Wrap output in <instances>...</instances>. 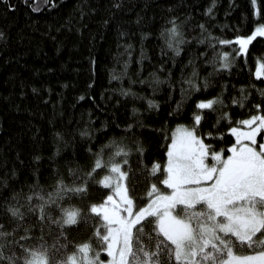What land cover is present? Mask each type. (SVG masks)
<instances>
[{"label":"trees","instance_id":"trees-1","mask_svg":"<svg viewBox=\"0 0 264 264\" xmlns=\"http://www.w3.org/2000/svg\"><path fill=\"white\" fill-rule=\"evenodd\" d=\"M11 2L16 3L15 9L5 12L0 7V32L5 35L0 39V177H9V187L0 186V197H11L13 189L18 192L25 212L21 229L36 225L33 235L37 238L41 234L39 209L29 211L25 197L36 190L47 194L58 178L69 184L75 182L94 159L90 149L95 151L109 139L121 136L132 146L140 142L144 152L138 154L133 147L125 168L129 172L126 182L138 206L146 202L151 183L162 187L155 179L159 173L154 177L151 165L166 162L168 137L178 123L191 124L189 116L196 99L219 96L224 102L222 110L234 119L248 115L253 103L260 102L264 77L255 76V67L259 60L264 61V38L254 39L246 60L237 58L236 64L222 71H213V65L204 63L212 51L208 49L207 56H200L207 43H197L207 31L230 39L237 31L248 34L254 23L264 22L253 18L250 0H215L211 15L206 10L213 6V0H57L54 8L43 0ZM117 3L119 7L114 6ZM33 5L40 10L34 11ZM173 16L182 32L179 53L167 47L164 31ZM201 23L207 31L201 29ZM223 50L231 51V46ZM193 68L201 85L208 78L209 88L186 98L181 114L170 116L181 100V87H188L182 81ZM153 73L161 78L158 86ZM115 76L121 78L113 79ZM241 86L247 97L243 108L239 103L231 104L233 98L240 99ZM122 88L136 95H121ZM148 99L157 101L159 107H149ZM216 107L219 111L220 106ZM133 108L139 111L134 113ZM202 111L201 133L213 130L217 115ZM129 123L133 128L125 131ZM219 127L223 130V125ZM208 142L221 147L232 138L225 135ZM13 169L15 177L11 176ZM33 184L35 189L30 187ZM104 194L94 187L89 199L98 201ZM70 202L83 205L87 201ZM32 203H39L38 198ZM5 209L6 204L0 200V224L11 233L16 218ZM155 218L145 219L134 229L129 224L130 249L124 264H189L183 258L176 260L175 245L159 230ZM92 223L89 219L87 224L68 228L64 240L56 224L45 222L43 238L49 246L55 245L50 251L59 253V260L73 251L74 243L92 236ZM22 235L18 229L9 239ZM65 244L67 252L61 248ZM91 246L94 254L106 245L96 239ZM202 255L198 251L195 260ZM107 257L101 251L100 259Z\"/></svg>","mask_w":264,"mask_h":264},{"label":"snow or ice","instance_id":"snow-or-ice-1","mask_svg":"<svg viewBox=\"0 0 264 264\" xmlns=\"http://www.w3.org/2000/svg\"><path fill=\"white\" fill-rule=\"evenodd\" d=\"M43 2L50 8L57 4V0ZM24 3H28V0H24ZM214 4L215 0L213 6L206 10L210 15L213 14ZM250 5L253 18L264 21V0H250ZM16 6L11 0L0 3L5 12ZM114 6L119 7V4ZM33 10L39 11L40 6L33 5ZM80 16H84L83 9ZM68 22L71 25V18ZM168 24L164 30L167 47L179 53L183 40L177 17L173 16ZM200 27L207 31L203 23ZM257 37L264 38V22L254 23L248 34L237 31L230 39L207 31L197 43H207L205 52L200 56H207L208 49L212 51L211 57L206 58L204 63L213 65V71H222L236 64L237 58L246 60L249 46ZM0 39H5L3 32H0ZM224 46H231V51H224ZM152 75L158 86L161 78L155 73ZM255 76L264 77V61L257 66ZM182 83L188 87H181V100L177 101V107L170 116H179L184 108V100L199 93L202 88L208 89L210 85L207 77L202 85L198 82L195 68ZM33 91L37 89L33 87ZM119 91L124 96L130 93L136 95L131 89L122 88ZM245 91L241 86L240 99L233 98L231 104L239 103L242 108L245 107ZM20 95L23 96L24 92L21 91ZM80 98L83 99V96ZM147 103L149 107H159L153 99H148ZM217 105L220 106L219 111ZM223 107L224 102L219 96L195 100L189 116L191 124L178 123L168 137L166 163L157 161L151 165V173L154 177L159 173L155 179L166 186V190L159 188L156 182L151 183L146 192V202L138 206L126 182L129 172L125 168L129 165L128 156L133 147L138 154H142L144 149L139 141L134 146L127 144L124 136L109 139L107 145L95 151L90 149L94 159L82 176L75 177V182L69 184L63 178H58L55 188L47 194L36 190L25 197L29 211L39 209L37 219L41 234L38 238L33 235L36 225L21 229L25 212L18 192L13 189L11 197H0L6 204V213L16 218L11 233L4 230L5 225L0 224V264H124L125 254L117 249L121 236L127 235L129 224L134 229L149 217L166 219L168 215L176 216L178 211L188 216L189 220L203 217L208 222L204 226L211 234L204 239L201 249L204 255L198 260L187 255L183 257L189 264H264V90H260V102L253 103L249 114L244 117L234 119L229 112L222 110ZM205 109L217 115L213 130L201 133L202 110ZM132 111L135 113L139 110L133 108ZM224 121L227 123L223 124ZM220 125H223V130ZM132 128L133 124L129 123L125 131ZM81 135L90 134L82 132ZM225 135L232 138V142L226 146L216 147L215 143L208 142L222 139ZM56 136L60 137V133L57 132ZM35 159L39 160L40 157L36 156ZM16 175L13 169L11 176ZM0 186L9 187L7 175L0 177ZM30 187L35 189L36 185ZM94 187H99L105 193L98 201L89 199ZM34 198H38L39 203L33 204ZM75 199L87 202L83 205L70 202ZM130 203L133 205L131 209L128 207ZM125 212H128L127 217ZM133 214L138 218L134 219ZM89 219L93 221L90 227L92 236L84 242L74 243L73 251L57 260L59 253L50 251L55 245L49 246L43 238L44 223L56 224L60 237L67 240L68 228L87 224ZM18 229L24 235L10 240L9 236L15 237ZM96 239L102 240L106 246H101L93 254L91 242ZM61 248L67 252V244L61 245ZM240 249L246 251L241 253ZM101 251L109 259H100ZM180 259V253H177L176 260Z\"/></svg>","mask_w":264,"mask_h":264},{"label":"rangeland","instance_id":"rangeland-1","mask_svg":"<svg viewBox=\"0 0 264 264\" xmlns=\"http://www.w3.org/2000/svg\"><path fill=\"white\" fill-rule=\"evenodd\" d=\"M261 62L262 61L259 60L256 64L255 72L257 66ZM158 187L162 190H166V186L162 185V187ZM128 207L131 209L133 205L130 203ZM124 215L127 217L128 212H125ZM133 216L137 217L135 214H133ZM155 217L159 230L174 243L176 254L180 253L181 258L187 255L188 257L191 256L192 259H195L194 255L204 247V239L211 235L204 226L208 222L205 221L203 217H192L191 220H189L188 216H185L183 212L179 211L176 216L168 215L166 219H162L160 216ZM129 237V231L126 236L122 235L120 238L119 249H117L118 252L123 251L125 254L124 261L130 249ZM206 250L207 249H205V251ZM107 259H109V257L104 260Z\"/></svg>","mask_w":264,"mask_h":264}]
</instances>
